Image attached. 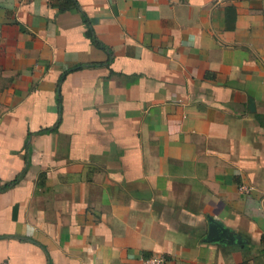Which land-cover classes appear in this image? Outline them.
<instances>
[{"label":"crops","instance_id":"crops-1","mask_svg":"<svg viewBox=\"0 0 264 264\" xmlns=\"http://www.w3.org/2000/svg\"><path fill=\"white\" fill-rule=\"evenodd\" d=\"M262 235L264 0H0V264H264Z\"/></svg>","mask_w":264,"mask_h":264},{"label":"water","instance_id":"water-1","mask_svg":"<svg viewBox=\"0 0 264 264\" xmlns=\"http://www.w3.org/2000/svg\"><path fill=\"white\" fill-rule=\"evenodd\" d=\"M207 223V232L204 236L205 241L225 242L226 239H228V232L217 224V222L213 221L211 218H207Z\"/></svg>","mask_w":264,"mask_h":264},{"label":"built area","instance_id":"built-area-1","mask_svg":"<svg viewBox=\"0 0 264 264\" xmlns=\"http://www.w3.org/2000/svg\"><path fill=\"white\" fill-rule=\"evenodd\" d=\"M251 187L239 184L237 189L240 192L247 193ZM140 264H169L166 259L160 255H151L140 258Z\"/></svg>","mask_w":264,"mask_h":264},{"label":"trees","instance_id":"trees-1","mask_svg":"<svg viewBox=\"0 0 264 264\" xmlns=\"http://www.w3.org/2000/svg\"><path fill=\"white\" fill-rule=\"evenodd\" d=\"M261 243L264 245V235L260 237Z\"/></svg>","mask_w":264,"mask_h":264}]
</instances>
